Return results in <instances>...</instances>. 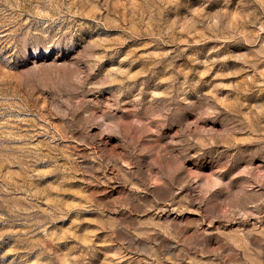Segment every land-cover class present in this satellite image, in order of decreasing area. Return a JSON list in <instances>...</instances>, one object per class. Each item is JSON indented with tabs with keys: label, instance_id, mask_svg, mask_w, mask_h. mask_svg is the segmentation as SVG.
<instances>
[{
	"label": "rangeland",
	"instance_id": "1",
	"mask_svg": "<svg viewBox=\"0 0 264 264\" xmlns=\"http://www.w3.org/2000/svg\"><path fill=\"white\" fill-rule=\"evenodd\" d=\"M189 222L264 241V0H0V264H193Z\"/></svg>",
	"mask_w": 264,
	"mask_h": 264
},
{
	"label": "crops",
	"instance_id": "2",
	"mask_svg": "<svg viewBox=\"0 0 264 264\" xmlns=\"http://www.w3.org/2000/svg\"><path fill=\"white\" fill-rule=\"evenodd\" d=\"M162 188L161 186H153L150 188V191L155 192L156 189ZM171 189L170 186L166 187V189ZM145 209L139 214L145 216ZM162 226L158 228V230H154V233H157L159 237H162ZM170 226H174L175 224H171ZM221 234H217L218 239L217 243H215L216 248L213 249L212 252L219 255H225L226 250V240L229 242L231 246V252L240 257L241 264H264V241L257 240L256 234L253 231H249L239 238L238 241H235L232 237H225L223 232H218ZM213 235L209 233L207 225L200 223H192L189 222L186 224L184 231H176L174 232L175 239L183 238V242L186 246L184 252L180 249V254L184 253L186 260H190L193 264H209V240ZM219 237L221 243H219ZM182 241H176L174 244L177 246ZM179 247V246H178Z\"/></svg>",
	"mask_w": 264,
	"mask_h": 264
}]
</instances>
